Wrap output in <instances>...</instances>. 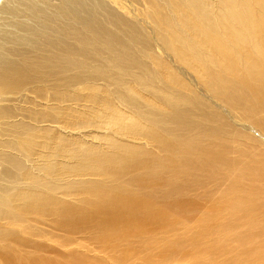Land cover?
I'll list each match as a JSON object with an SVG mask.
<instances>
[{"label": "bare ground", "instance_id": "bare-ground-1", "mask_svg": "<svg viewBox=\"0 0 264 264\" xmlns=\"http://www.w3.org/2000/svg\"><path fill=\"white\" fill-rule=\"evenodd\" d=\"M199 84L264 133V0H0V252L264 264V145Z\"/></svg>", "mask_w": 264, "mask_h": 264}, {"label": "rangeland", "instance_id": "rangeland-1", "mask_svg": "<svg viewBox=\"0 0 264 264\" xmlns=\"http://www.w3.org/2000/svg\"><path fill=\"white\" fill-rule=\"evenodd\" d=\"M137 6L138 7L140 6L142 8L144 7L141 4ZM146 18L147 16L146 14H144L143 16L141 15L139 19L141 23H143V26L153 33L154 27H152L153 25L149 23L148 21L149 19ZM157 43L158 42L156 41L155 45L156 48L158 47L157 50L167 56L166 51H164L161 45L159 46V43L158 44ZM168 57L169 59L173 58V56L171 55ZM176 63H173V65L176 68L178 67L179 71L180 70L182 71L181 69L183 68L182 65L179 64V62ZM193 77H194L193 74L189 75V73H186L185 79L189 81L192 80L195 81L194 80L195 77L194 79H192ZM198 89L197 91L200 94V96L206 102L211 104L215 109L224 112L228 116L227 119L230 120V123H232L233 126L237 127L240 130H245L248 133V135L258 139L264 145V133L261 131L259 127L257 128V126L251 123L249 119L241 118L240 114L237 113L234 114L233 112L229 111L226 105L223 104V101L220 99V97L210 93L202 84L198 85ZM66 200H70V199L66 198ZM71 201L74 202L73 200ZM89 222H93V221L91 220ZM93 234L94 233L92 229H85L82 227L81 224L78 225L77 228L69 229V230L62 226H57V229L55 230L53 236H51L50 238L39 239L38 243L39 245H41V248H39V252H0V264H31V257L33 256L43 260V262L52 261V264H54L53 261L60 260L66 257L67 255L70 256L72 251L75 250L83 251V253H85L90 257L96 258L97 256H103L105 252L102 249V247L100 246L99 251H97L95 248V243L92 240ZM23 237L29 241H32L29 239L30 237H28L27 235H23ZM16 248L20 249V246L16 245ZM138 261L139 260H136L135 264H138Z\"/></svg>", "mask_w": 264, "mask_h": 264}]
</instances>
